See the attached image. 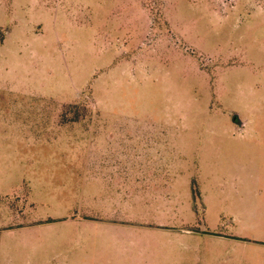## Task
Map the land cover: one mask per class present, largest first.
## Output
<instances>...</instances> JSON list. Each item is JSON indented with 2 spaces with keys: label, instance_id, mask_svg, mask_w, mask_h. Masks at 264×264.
Here are the masks:
<instances>
[{
  "label": "rangeland",
  "instance_id": "374dc122",
  "mask_svg": "<svg viewBox=\"0 0 264 264\" xmlns=\"http://www.w3.org/2000/svg\"><path fill=\"white\" fill-rule=\"evenodd\" d=\"M0 264H264V0H0Z\"/></svg>",
  "mask_w": 264,
  "mask_h": 264
},
{
  "label": "crops",
  "instance_id": "0c3cea01",
  "mask_svg": "<svg viewBox=\"0 0 264 264\" xmlns=\"http://www.w3.org/2000/svg\"><path fill=\"white\" fill-rule=\"evenodd\" d=\"M237 119H239V118H237ZM237 121V120H236Z\"/></svg>",
  "mask_w": 264,
  "mask_h": 264
},
{
  "label": "water",
  "instance_id": "95a60500",
  "mask_svg": "<svg viewBox=\"0 0 264 264\" xmlns=\"http://www.w3.org/2000/svg\"><path fill=\"white\" fill-rule=\"evenodd\" d=\"M236 119V118H235Z\"/></svg>",
  "mask_w": 264,
  "mask_h": 264
}]
</instances>
